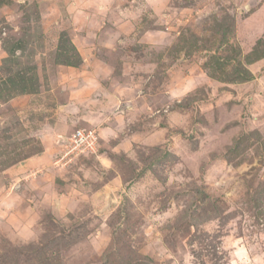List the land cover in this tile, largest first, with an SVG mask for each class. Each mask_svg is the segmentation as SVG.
<instances>
[{"label":"rangeland","instance_id":"rangeland-1","mask_svg":"<svg viewBox=\"0 0 264 264\" xmlns=\"http://www.w3.org/2000/svg\"><path fill=\"white\" fill-rule=\"evenodd\" d=\"M37 77L0 97V173L45 149L63 180L1 204L0 264H264V0H0L1 96ZM57 115L50 133L93 129L95 150L57 161L39 137Z\"/></svg>","mask_w":264,"mask_h":264},{"label":"crops","instance_id":"crops-1","mask_svg":"<svg viewBox=\"0 0 264 264\" xmlns=\"http://www.w3.org/2000/svg\"><path fill=\"white\" fill-rule=\"evenodd\" d=\"M70 41L72 42V44L74 45V47L77 49V46L75 45V43L73 42V40L70 39ZM82 61H84V60H82ZM64 65H66L65 67H68V68H74V69H77L78 68V66L76 67V66L69 65V64H64ZM98 66H99V63L97 62L95 64V67H98ZM87 72H90V71L87 70ZM95 75L97 76V80H98V78L101 79L100 74H95ZM76 76L77 77H75L74 79L71 78L69 80V84L67 85L70 88V91L68 92V94H69L68 96L69 97H67V102L70 103V104H68L69 106L71 105V103L74 104V102H75L73 100V95L75 94V92L85 91V88L89 87V81H86V78L87 77L85 75H80V76L79 75H76ZM10 81H11V84H13L14 91L13 92H7L5 95L1 96V93L3 91H1V89H0V97L1 98L3 97L2 99H7L8 98L10 100V99H12L15 96H18V97L31 96V95H34L37 92L41 91L40 89H41L42 86H38V83L40 82L38 77L35 80V82H36L35 84L33 83L34 82L33 80H29V83H30L29 85H26L25 83H28V82L25 81V80H22V79L20 81H16V79L10 80ZM0 86L3 87V86H5V84H0ZM6 86H8V85H6ZM90 87H91V85H90ZM104 96H106V95H104ZM89 99L90 98H88L87 100H84L83 105H79V109L77 111L80 112V114L82 115L81 116L82 117L81 120H84V122H86V124L88 126H96L97 122L99 121V116L103 115L104 110H102L101 107H98V106H95V107H97V109L90 108L89 107ZM96 100L101 103V106L102 107H104V106L108 107L109 106L108 102H106L105 101L106 99H104L103 97H98ZM108 101H111V100H108ZM112 108H111V110H112ZM22 110H25V109L20 106V109H18V112H22ZM52 114H55V113H52ZM59 114L61 115L62 112L59 113ZM60 115H57L56 116V120L53 123L49 124V134L46 135V134L41 133V135H39V137H41L44 140H47L48 142L53 141V146H56V149L57 150L61 146L60 135H62V134L61 133H57V132H55V134L53 132L50 133L51 132V129L50 128H52L53 125H54V123L57 122V119L58 120L60 119ZM52 117H53V115H52ZM49 121L50 120L46 121V123H48ZM98 129H99L98 132H101L105 128H102L101 127V128H98ZM47 131H45V132H47ZM56 131H59V129H56ZM58 135H59V137L57 138V141H56L55 136L57 137ZM57 150H56V152H57ZM49 153H51V152H47L44 149V150H42V152H40L38 154H35V155H32V156L26 158L25 160H22L20 162V164H18L17 166H15L13 168H10L11 171H9L10 170L9 169L8 171H3V172L0 173V175H1L2 173H5V172L6 173L7 172L8 173L18 172L19 174H22V175H19L20 180H23L24 176H26V178L28 176L30 177L29 181H24L23 180L22 184L19 185L18 188H17L18 191L15 190L14 192H12L13 193V196L10 195L11 190H6L5 193H0V195H1V198H0V206L2 204V206H8L10 208L11 207L12 208L16 207V205H17L16 198L18 196L21 197V192L19 194V188L20 187L22 188V186H24V188H25L26 187L25 186L26 184L29 186V184H32L33 183V179H35V182H36V179H37V181H40L41 182L40 179L43 178L44 176L48 175L47 174V171L49 172V171H52V170H54L56 168V167H53V165H55V164L51 165V161H52L53 158H52V154H49ZM53 157H55V156L53 155ZM46 158H47V161L49 162V165L41 164L40 162L42 160H45ZM57 169H59V168H57ZM23 170L26 171L24 173L25 175L22 173ZM49 174H51V176H52L51 184H54V187L55 188H56V186L58 184L61 185V181L63 179H61V177L59 176V174L57 173V171L55 172V170H54V171H52V173H49ZM35 188H36V190L38 192H43V189H42L43 187L40 189V186L38 185L37 187L35 186ZM57 189H58V187H57Z\"/></svg>","mask_w":264,"mask_h":264},{"label":"built area","instance_id":"built-area-1","mask_svg":"<svg viewBox=\"0 0 264 264\" xmlns=\"http://www.w3.org/2000/svg\"><path fill=\"white\" fill-rule=\"evenodd\" d=\"M63 153L60 159L68 154H79L82 152H93L97 140L96 133L93 129L76 128L67 136H60Z\"/></svg>","mask_w":264,"mask_h":264},{"label":"trees","instance_id":"trees-1","mask_svg":"<svg viewBox=\"0 0 264 264\" xmlns=\"http://www.w3.org/2000/svg\"><path fill=\"white\" fill-rule=\"evenodd\" d=\"M61 46V51H65L67 49L65 43L59 45ZM71 49H73L72 46H70ZM67 59V60H66ZM65 60H63L61 63H64V64H69V65H73V66H78L81 62V59L79 57V55H77V59L76 60H73V61H68L69 60V57H67Z\"/></svg>","mask_w":264,"mask_h":264}]
</instances>
